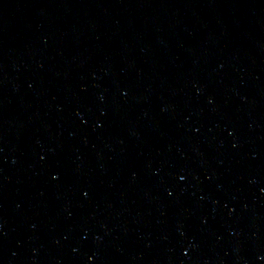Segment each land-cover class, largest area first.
I'll return each mask as SVG.
<instances>
[{"label": "water", "instance_id": "1", "mask_svg": "<svg viewBox=\"0 0 264 264\" xmlns=\"http://www.w3.org/2000/svg\"><path fill=\"white\" fill-rule=\"evenodd\" d=\"M0 264H264V0H0Z\"/></svg>", "mask_w": 264, "mask_h": 264}]
</instances>
